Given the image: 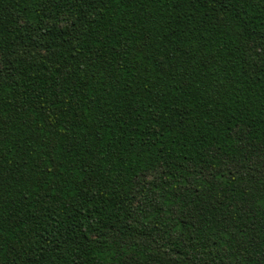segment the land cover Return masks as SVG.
<instances>
[{"label": "trees", "instance_id": "1", "mask_svg": "<svg viewBox=\"0 0 264 264\" xmlns=\"http://www.w3.org/2000/svg\"><path fill=\"white\" fill-rule=\"evenodd\" d=\"M0 264H264V0H0Z\"/></svg>", "mask_w": 264, "mask_h": 264}]
</instances>
